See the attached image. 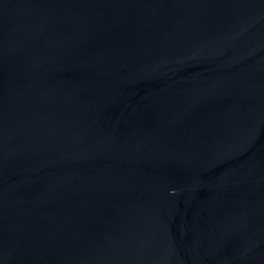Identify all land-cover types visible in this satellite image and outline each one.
I'll return each mask as SVG.
<instances>
[{"label": "water", "instance_id": "1", "mask_svg": "<svg viewBox=\"0 0 264 264\" xmlns=\"http://www.w3.org/2000/svg\"><path fill=\"white\" fill-rule=\"evenodd\" d=\"M0 264H264V0H0Z\"/></svg>", "mask_w": 264, "mask_h": 264}]
</instances>
